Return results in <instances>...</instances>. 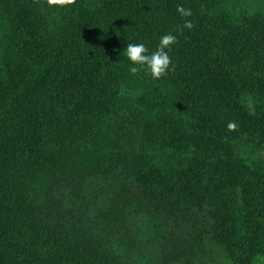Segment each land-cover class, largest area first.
Masks as SVG:
<instances>
[{
	"label": "trees",
	"instance_id": "trees-1",
	"mask_svg": "<svg viewBox=\"0 0 264 264\" xmlns=\"http://www.w3.org/2000/svg\"><path fill=\"white\" fill-rule=\"evenodd\" d=\"M0 264H264V11L0 0Z\"/></svg>",
	"mask_w": 264,
	"mask_h": 264
},
{
	"label": "clouds",
	"instance_id": "clouds-1",
	"mask_svg": "<svg viewBox=\"0 0 264 264\" xmlns=\"http://www.w3.org/2000/svg\"><path fill=\"white\" fill-rule=\"evenodd\" d=\"M49 5L67 6L75 3V0H48ZM177 12L183 19L181 25H177L167 34L160 37L158 46L155 50L149 51L144 43H128L125 54L132 63L129 71L132 75H137L142 69L153 79L159 80L168 75L169 71H174L172 58L169 55L171 47L178 43V35L183 34L185 30L191 31L195 25L189 19L193 16L191 8H185L182 5L177 6ZM236 127L234 122L228 123L230 130Z\"/></svg>",
	"mask_w": 264,
	"mask_h": 264
},
{
	"label": "rangeland",
	"instance_id": "rangeland-1",
	"mask_svg": "<svg viewBox=\"0 0 264 264\" xmlns=\"http://www.w3.org/2000/svg\"><path fill=\"white\" fill-rule=\"evenodd\" d=\"M240 1L245 2L248 5V7L250 8V10H252V11H255V12L264 11V0H240ZM97 188H98V185H96L94 192L96 191ZM142 226L143 225L140 224L141 230L144 231L145 228L143 229Z\"/></svg>",
	"mask_w": 264,
	"mask_h": 264
}]
</instances>
